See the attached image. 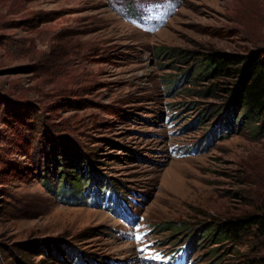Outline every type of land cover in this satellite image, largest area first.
I'll list each match as a JSON object with an SVG mask.
<instances>
[{
	"label": "rangeland",
	"instance_id": "rangeland-1",
	"mask_svg": "<svg viewBox=\"0 0 264 264\" xmlns=\"http://www.w3.org/2000/svg\"><path fill=\"white\" fill-rule=\"evenodd\" d=\"M263 47L264 0H0V264L262 255L207 240L264 199V138L223 128L203 56Z\"/></svg>",
	"mask_w": 264,
	"mask_h": 264
},
{
	"label": "trees",
	"instance_id": "trees-1",
	"mask_svg": "<svg viewBox=\"0 0 264 264\" xmlns=\"http://www.w3.org/2000/svg\"><path fill=\"white\" fill-rule=\"evenodd\" d=\"M203 62L208 68V74L213 79L231 80L228 88L225 90L229 116L224 120L223 128L226 131H232L235 128L239 130L240 127H248L257 139H263L264 47L247 53L210 52L203 56ZM80 157V154L78 155L73 151L69 158L70 161L65 160V163L68 165L71 162L75 166V169L82 170L81 162H79L81 160L79 159ZM56 160L60 159H53L54 162ZM64 175L61 200L67 204L77 203L78 198L83 196L82 190L74 182L66 186L68 174L64 172ZM91 175V179H93L94 174L90 173ZM46 178L50 180L48 175H46ZM74 181L78 182V184L81 183L76 177ZM48 184L47 182L46 186L50 190L51 187ZM210 230L212 232L207 236V240L210 243L215 242L217 244L221 241L230 240L242 245L245 239H263L264 199L259 206L249 213L224 220L221 223L210 224L205 233ZM185 249L191 254L192 248L190 246L187 245ZM243 264H264V253L260 256L246 258Z\"/></svg>",
	"mask_w": 264,
	"mask_h": 264
}]
</instances>
